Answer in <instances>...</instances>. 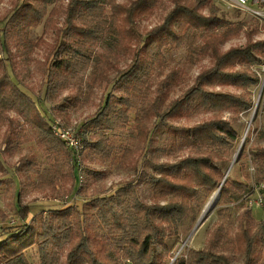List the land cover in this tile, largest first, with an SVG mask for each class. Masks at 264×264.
<instances>
[{
    "label": "trees",
    "instance_id": "obj_1",
    "mask_svg": "<svg viewBox=\"0 0 264 264\" xmlns=\"http://www.w3.org/2000/svg\"><path fill=\"white\" fill-rule=\"evenodd\" d=\"M51 1L24 0L10 19L14 28L10 29L9 23L3 27L0 24V36L3 37L0 43L8 54L7 59L0 58V122L7 120L13 127L15 119L9 113L14 111L29 123L38 132L53 161L52 167L54 165L58 176L63 178L74 172L64 174L60 164L75 162L77 165V157L54 135L51 119L40 112L31 95L11 74L12 38L16 39V45L22 44L24 55L28 54L36 46L29 39V33L41 23ZM174 1L175 7L164 23L150 31V40L165 41L174 35L173 24L185 18L178 27L183 33L182 40L186 39L189 50L194 52L195 28L203 27L207 33H213L222 22L218 8L213 0ZM106 4V0H68L64 9L65 27L59 29V33L64 32L65 39L57 46L58 56L50 69V83L44 87L45 95L69 86V80L77 77L90 60L88 46L105 44V40L110 42L111 33L118 31L117 22L127 27L120 28V34L134 35L138 19L150 13L157 0H133L129 4L111 1L112 13L107 12ZM204 6L210 9L208 16L200 13ZM236 34L238 30L231 28L225 39L220 40L224 42ZM254 34V30L248 29L245 32L247 42L225 52L220 51L217 40L209 36L202 49L212 51V65L197 75L194 84L183 95L167 102L166 88L176 74L170 73L159 82L153 101L141 107L136 114L130 132L137 130L138 136L152 145L154 139L149 137L146 129L152 117L158 121L156 127L163 128L168 118L184 116L187 111H216L209 120L192 126L170 124L164 130L166 134L182 138L181 143L192 147L194 153L173 162L157 163L147 158L148 166L142 168L139 176L140 183L146 184V190L138 192L128 184L113 193L94 197L88 202V209L84 205H70L52 209L44 207L33 212L32 206H20L18 220L2 226L0 264H31L27 251L34 247L38 248L40 264H169L171 259H174L173 264H233L234 256L227 251L229 249H236L245 254L247 261H253L256 246L264 242V220L257 221L251 209H245L239 233L233 242L225 238L224 228L219 226L206 248L189 249L186 254L175 257L168 239L180 235V228L187 218L192 217L196 221L198 213L194 203L200 192L210 197L220 189V199L229 204L250 191L247 183L227 178L215 159L222 148L241 142V134L234 124L239 122L241 112L254 105L247 91L260 83V76L253 67L264 65V40L254 42ZM150 65V62L145 63L140 53L136 55L132 69L121 72L117 79L120 89L129 95L120 96L117 102L108 98L103 108L87 123L91 136L86 129L85 149L89 148L111 165L122 163L133 153L128 146L111 140L107 131L115 135L117 128H129L132 96L145 86ZM98 68H102L99 63ZM103 75L95 73L94 82ZM225 85L240 89L242 93L214 90ZM223 112L232 115L226 118ZM251 131L245 139L242 157L246 153L251 156L256 166V184L264 185V145H247ZM6 143L11 144L9 135ZM120 149L122 153H119ZM20 161L25 174L33 172L46 180L36 156L25 155ZM49 171L54 174L52 169ZM104 174V171L96 173ZM30 214H33L31 219ZM39 214H43L41 218ZM62 257H65L64 261Z\"/></svg>",
    "mask_w": 264,
    "mask_h": 264
},
{
    "label": "rangeland",
    "instance_id": "obj_2",
    "mask_svg": "<svg viewBox=\"0 0 264 264\" xmlns=\"http://www.w3.org/2000/svg\"><path fill=\"white\" fill-rule=\"evenodd\" d=\"M106 1L107 12L112 13L111 1L129 4L133 0ZM67 2L68 0H52L48 4L41 23L29 33V39L36 46L28 54L24 55L22 44L16 45V39L12 38L13 72L11 74L20 87L31 95L40 112L51 119V126L55 121L71 134L80 133L86 140V129L91 136L87 123L103 108L106 100L109 98L117 102L120 96L129 95L124 92V89H120L117 79L121 72L132 69L136 55L140 53L145 63L150 62L151 65L142 91L132 96L133 107L130 111L129 128L119 127L115 135L107 131L111 140L118 145L122 143L128 146L133 153L129 154L122 163L111 165L109 161H104L99 155L92 153L89 148L84 149L82 158L76 162L77 165L75 162L60 164L64 174L74 172L73 175L62 178L53 168L54 165L52 167L53 161L48 156L38 132L17 113L11 111L9 114L15 119L13 127H10L7 120L0 122V180L2 181L0 233L5 223L11 224L18 220V208L22 205L32 206L33 212H38L44 207L52 209L70 205L78 207L84 205L85 209H88V202L94 197L113 193L119 187L128 184L135 187L138 192L146 190V184L140 183L139 176L142 168L148 166V162L145 161L147 158L157 163L173 162L195 152L192 147L181 143L182 138L166 134L168 125L192 126L211 119L217 113L213 110L187 111L184 116L168 118L163 128L159 125L156 127L158 121L152 117L146 129L149 137L154 139V143L148 144L138 136L137 130L131 133L129 129L134 126V118L139 109L153 101L159 82L175 72V78L166 88L167 102L183 95L194 84L197 75L213 63L212 51L202 49L209 40V36L217 40V47L222 52L231 47L244 45L247 42L245 32L248 29L255 31L254 42L264 40L263 18L244 11L228 9L217 0H213L222 22L214 28L213 33H207V29L203 27L195 28L196 49L194 52L189 50L188 41L182 40L183 33L178 27L180 22L186 20L185 18L173 24L174 35L162 42L151 41L150 31L162 25L166 16L175 7L174 0H157L152 11L138 19L134 35L120 34L119 29L127 27L117 22L118 31L111 33L110 42L105 40V44L101 42L88 46L91 52L90 60L77 77L69 80V86L61 87L55 93L45 95L44 87L50 83L49 72L58 56L57 46L61 40L65 39L64 32L59 33V29L65 27L64 9ZM23 3L24 0H0L1 27L9 23V28H14V23H11L10 19L16 8ZM200 13L208 16L209 7H202ZM231 28L237 29L238 34L222 42L220 39H225L227 31ZM2 39L1 35L0 42ZM7 57L8 54L0 43V58L7 59ZM98 63L102 65L101 69L98 68ZM253 70L260 76V83L247 91L254 105L250 110L241 112L239 122L234 124L241 134V142L232 147L222 148L215 159L216 164L227 174V178L247 183L250 191L229 204L224 203L219 197L206 214L205 210L218 190L210 197L205 192H200L194 203L198 213L196 221L192 217L187 218L180 228V235L168 239L175 257L186 254L189 249L206 248L212 233L219 226H223L225 238L233 242L239 233L245 209H251L257 221L264 220V187L256 184V166L251 156L246 153L242 157L243 148L246 145L245 139L250 129L253 132L251 131V140L247 145H264V65L254 66ZM95 73L104 75L94 82ZM214 90L242 93V90L230 85L217 86ZM70 97L71 100L66 101ZM118 106L121 107L120 104ZM222 115L229 118L232 114L223 112ZM7 135L11 138V144L6 143ZM119 153H122V149ZM25 155L36 156L46 180L40 179L33 172L25 174L20 161ZM50 169L56 175H51ZM149 169L152 171L151 168ZM102 171L106 174L96 175L97 172ZM260 198H263V203L258 201ZM38 205L42 207H37ZM204 214L202 222L196 227ZM42 215L39 214L38 217L41 218ZM227 251L234 256L233 264H264V242L256 246L254 260L251 262L247 261L245 254L236 249ZM27 256L31 264H40L37 247L29 249ZM64 260L65 257H62V261ZM173 262L174 259H171L169 264Z\"/></svg>",
    "mask_w": 264,
    "mask_h": 264
},
{
    "label": "built area",
    "instance_id": "obj_3",
    "mask_svg": "<svg viewBox=\"0 0 264 264\" xmlns=\"http://www.w3.org/2000/svg\"><path fill=\"white\" fill-rule=\"evenodd\" d=\"M219 3L224 5L228 9H236L240 11H244L253 16L263 18L264 19V0H217ZM52 131L56 137H58L66 147L70 148L74 155L77 157V161H80L81 154L83 153L84 146V138L83 136L77 132L70 133V131L65 130L59 123L52 124ZM264 187V185H262ZM258 201L263 203V198H260ZM259 204V202H258Z\"/></svg>",
    "mask_w": 264,
    "mask_h": 264
},
{
    "label": "bare ground",
    "instance_id": "obj_4",
    "mask_svg": "<svg viewBox=\"0 0 264 264\" xmlns=\"http://www.w3.org/2000/svg\"><path fill=\"white\" fill-rule=\"evenodd\" d=\"M220 196V191H218L212 198L211 203L209 204V206L206 208V213L209 212V210L211 209V207L216 203V201L219 199Z\"/></svg>",
    "mask_w": 264,
    "mask_h": 264
},
{
    "label": "water",
    "instance_id": "obj_5",
    "mask_svg": "<svg viewBox=\"0 0 264 264\" xmlns=\"http://www.w3.org/2000/svg\"><path fill=\"white\" fill-rule=\"evenodd\" d=\"M234 162H235V160L233 161V163H234ZM218 191H220V189H219ZM205 214H206V211H205ZM205 214H204L203 217L198 221V224H197L196 227H198V225H200V223L202 222V220H203Z\"/></svg>",
    "mask_w": 264,
    "mask_h": 264
},
{
    "label": "crops",
    "instance_id": "obj_6",
    "mask_svg": "<svg viewBox=\"0 0 264 264\" xmlns=\"http://www.w3.org/2000/svg\"><path fill=\"white\" fill-rule=\"evenodd\" d=\"M38 206H42V205H38ZM31 216H33V214H30Z\"/></svg>",
    "mask_w": 264,
    "mask_h": 264
}]
</instances>
